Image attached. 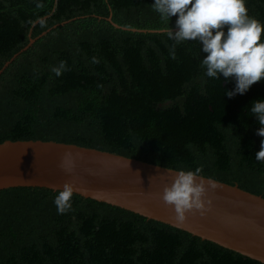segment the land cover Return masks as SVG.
<instances>
[{
    "label": "trees",
    "instance_id": "obj_1",
    "mask_svg": "<svg viewBox=\"0 0 264 264\" xmlns=\"http://www.w3.org/2000/svg\"><path fill=\"white\" fill-rule=\"evenodd\" d=\"M154 3L0 0V143L76 144L177 171L202 168L200 176L264 198L256 160L264 137L251 112L264 80L226 96L235 79L208 77L202 45L170 39L164 29L178 31V16L162 21ZM246 7L264 23V0ZM59 192L0 191V264H264L75 193L59 214Z\"/></svg>",
    "mask_w": 264,
    "mask_h": 264
},
{
    "label": "water",
    "instance_id": "obj_2",
    "mask_svg": "<svg viewBox=\"0 0 264 264\" xmlns=\"http://www.w3.org/2000/svg\"><path fill=\"white\" fill-rule=\"evenodd\" d=\"M177 172L76 144L0 143V191L14 187L61 191L65 183H71L75 194L185 230L264 263V198L201 176L219 185L215 190L209 188L205 196L212 201L209 210L188 212L179 223L174 208L160 198Z\"/></svg>",
    "mask_w": 264,
    "mask_h": 264
},
{
    "label": "clouds",
    "instance_id": "obj_3",
    "mask_svg": "<svg viewBox=\"0 0 264 264\" xmlns=\"http://www.w3.org/2000/svg\"><path fill=\"white\" fill-rule=\"evenodd\" d=\"M152 7L162 21L169 22L178 16V31L170 25L164 29L176 44L198 41L202 45L201 51L207 55L201 65L206 68L208 77L220 79L222 75L225 80L235 79V90H227L226 96L244 94L255 83L264 80V42L261 41L264 23L249 15L246 0H155ZM170 54L174 59L175 44ZM66 70L63 61L52 69L57 76ZM251 112L261 125L257 135L264 137V99L253 101ZM256 160L264 162V141H261ZM201 172L202 168L180 170L172 184L163 190L160 198L165 205L174 208L179 223L184 222L188 212L204 214L209 210L212 201H206L205 196L209 188L215 190L219 187L211 179L205 181ZM73 195L72 184L65 183L54 200L59 214L71 210Z\"/></svg>",
    "mask_w": 264,
    "mask_h": 264
}]
</instances>
